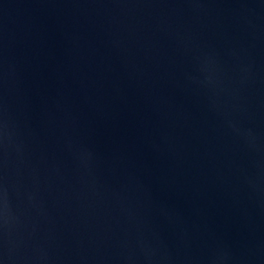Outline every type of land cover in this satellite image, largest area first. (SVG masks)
Here are the masks:
<instances>
[{"label":"water","instance_id":"water-1","mask_svg":"<svg viewBox=\"0 0 264 264\" xmlns=\"http://www.w3.org/2000/svg\"><path fill=\"white\" fill-rule=\"evenodd\" d=\"M0 264H264V0H0Z\"/></svg>","mask_w":264,"mask_h":264}]
</instances>
